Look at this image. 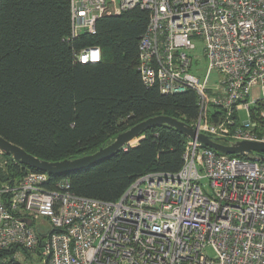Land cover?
<instances>
[{
  "label": "built area",
  "instance_id": "obj_1",
  "mask_svg": "<svg viewBox=\"0 0 264 264\" xmlns=\"http://www.w3.org/2000/svg\"><path fill=\"white\" fill-rule=\"evenodd\" d=\"M137 6L150 12L144 83L193 89L197 134L264 142V0H70L72 36ZM100 58L99 47L76 54ZM242 154L189 138L178 171L147 172L117 200L76 194L68 177L41 171L0 183V251L18 248L2 263L31 264L25 249L41 264H264V156Z\"/></svg>",
  "mask_w": 264,
  "mask_h": 264
},
{
  "label": "trees",
  "instance_id": "obj_2",
  "mask_svg": "<svg viewBox=\"0 0 264 264\" xmlns=\"http://www.w3.org/2000/svg\"><path fill=\"white\" fill-rule=\"evenodd\" d=\"M149 20L150 12L137 6L102 16L94 33L73 37L70 0H0V135L39 158L61 161L94 153L155 115L192 125L199 113L193 89L163 94L142 79L139 42ZM87 47L100 48L99 62L77 61ZM140 137L108 159L50 180L68 177L76 194L117 200L137 177L181 168L187 135L158 124ZM29 171L37 169L0 153L1 184L14 185ZM17 249L1 250L0 264Z\"/></svg>",
  "mask_w": 264,
  "mask_h": 264
},
{
  "label": "water",
  "instance_id": "obj_3",
  "mask_svg": "<svg viewBox=\"0 0 264 264\" xmlns=\"http://www.w3.org/2000/svg\"><path fill=\"white\" fill-rule=\"evenodd\" d=\"M158 124L172 126L189 138L194 139L197 137L198 141L203 145L223 153L237 154L249 152L264 156V142L231 141L223 137H214L203 133L197 134L196 129L192 125H188L182 120L164 114L149 117L135 124L129 129L119 133L110 144L100 147L94 153L72 159L48 161L39 158L2 135H0V150L10 155L16 162L35 168L37 171L45 172L50 176H67L72 172L90 167L112 157L117 150L121 148L124 149L126 145L130 144L136 138H142L140 135L146 129Z\"/></svg>",
  "mask_w": 264,
  "mask_h": 264
},
{
  "label": "rangeland",
  "instance_id": "obj_4",
  "mask_svg": "<svg viewBox=\"0 0 264 264\" xmlns=\"http://www.w3.org/2000/svg\"><path fill=\"white\" fill-rule=\"evenodd\" d=\"M194 55L201 56V58L203 57V56H202V55H203V45H202L201 42H197V48H196V50L194 51ZM201 69H202V71H200V75H201V74H204L203 71H205V69H206V63H204V64L202 65V68H201ZM240 116H241L242 119H245V118H246V112H245L244 110H242V111L240 112ZM140 139H141V138H136L135 140H133V141L131 142V143H132L131 145H132V146L137 145ZM0 151H1V150H0ZM1 152H2V151H1ZM203 183L206 184L205 181H204ZM39 222H40L41 225H44V226L48 225V223H47L43 218L40 219ZM20 255L22 256V254H20ZM34 258H37V259H38L37 256H35V257H28V261H29V263H31V264H41L40 262H36Z\"/></svg>",
  "mask_w": 264,
  "mask_h": 264
}]
</instances>
